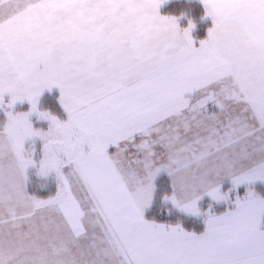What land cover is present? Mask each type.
<instances>
[{"label":"snow or ice","instance_id":"6c2138e0","mask_svg":"<svg viewBox=\"0 0 264 264\" xmlns=\"http://www.w3.org/2000/svg\"><path fill=\"white\" fill-rule=\"evenodd\" d=\"M168 2L0 0V264H264V0Z\"/></svg>","mask_w":264,"mask_h":264},{"label":"trees","instance_id":"16d2710c","mask_svg":"<svg viewBox=\"0 0 264 264\" xmlns=\"http://www.w3.org/2000/svg\"><path fill=\"white\" fill-rule=\"evenodd\" d=\"M167 11L169 13H174L179 16L183 12L187 13V15L183 17L184 21H186V19L189 18H191L192 20H199V19H195V16H201L203 14V11H205V9L201 4L196 3L194 0H178L166 4L161 13L164 12L167 13ZM199 22H201V20H199ZM201 25L203 26L204 23H202ZM196 36L198 39L203 38L205 36L203 27L201 28L200 31H197ZM49 106L51 108H54L55 107L54 102L50 101ZM172 219L175 220L176 217L173 216ZM185 224L190 228L201 229L203 227V225L199 221H195V220H186Z\"/></svg>","mask_w":264,"mask_h":264},{"label":"rangeland","instance_id":"374dc122","mask_svg":"<svg viewBox=\"0 0 264 264\" xmlns=\"http://www.w3.org/2000/svg\"><path fill=\"white\" fill-rule=\"evenodd\" d=\"M172 1H178V0H169L168 3L172 2ZM194 1H195L196 3H198V4H201V5L203 6V4L200 2V0H194ZM168 3H167V4H168ZM165 5H166V4H165ZM165 5L162 6V8H161V12H162V10H163V8H164ZM204 12H205V11H203V14H202L201 16H195V19H199V20H201V22H199V20H193V21L196 23V28L193 30L192 35H193L194 37H196V38H197V36H196L197 31H200L202 27H203V30H204V32H205V36H204L203 38H205L206 35H207V29H208L209 27H211V25H212V20H211L210 17H209V18H206V19H202V17L204 16ZM183 13H184V12H183ZM4 14H5L4 12H0V15H4ZM162 14H173V15H176V14H174V13H169L168 11H167V13L164 12V13H162ZM176 16H179V15H176ZM188 22H189V19H186V21H184V19H183V17H182V18L180 19V25H181V27H187ZM202 23H204L203 26L201 25ZM203 38H200V39H203ZM198 41H199V39L197 38V43H198ZM57 95H58V91H54V93L51 94V95H49V94L46 93V94H45V97L43 98V103H44L45 106L50 107V106H49V102L52 101V102H54V104H55V107L52 108V109H53L54 111H56V112H61V109L59 108V105H58V103H57V101H56V96H57ZM49 99H51V100H49ZM27 107H28L27 104L23 105L22 107H21V106H18V110H27ZM61 114H62V112H61ZM3 119H5V117L3 116L2 113H0V120H3ZM226 187H227V184H226ZM256 187H257L259 190L264 191V184H261V183L258 182L257 185H256ZM240 191H241V194H243L244 189L241 188ZM205 206H206V204H205ZM217 210L219 211V210H223V209H222V207H218Z\"/></svg>","mask_w":264,"mask_h":264}]
</instances>
